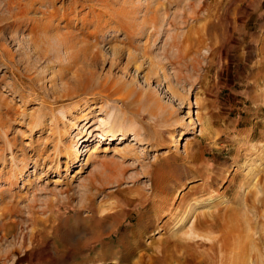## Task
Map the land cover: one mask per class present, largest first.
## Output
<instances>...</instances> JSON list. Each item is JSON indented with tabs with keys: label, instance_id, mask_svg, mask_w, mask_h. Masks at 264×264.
<instances>
[{
	"label": "rangeland",
	"instance_id": "rangeland-1",
	"mask_svg": "<svg viewBox=\"0 0 264 264\" xmlns=\"http://www.w3.org/2000/svg\"><path fill=\"white\" fill-rule=\"evenodd\" d=\"M257 177L264 0H0V264H251L264 203L225 254L181 216Z\"/></svg>",
	"mask_w": 264,
	"mask_h": 264
},
{
	"label": "bare ground",
	"instance_id": "bare-ground-1",
	"mask_svg": "<svg viewBox=\"0 0 264 264\" xmlns=\"http://www.w3.org/2000/svg\"><path fill=\"white\" fill-rule=\"evenodd\" d=\"M254 180H256V179L253 178V180L250 181L248 183V186H246V187H244L245 184L241 186V190L244 189V193L242 194V192L240 191L241 194L239 196H237V198L241 199L242 201L239 200L240 201L239 204H238V201L233 202V203H235V205L238 204V208L237 209L231 208V205L229 203V204L226 205V208L224 210L217 209V211L211 212L208 216L206 214H203V216H200V217L196 216L195 217V216H193L194 215L193 213L195 211L194 210V207H195L194 204L197 207L199 205V202H198L199 200L196 201L195 203L192 202L193 204H190L189 203L186 206V209L182 212L183 214L181 216V222H184L189 217H192V218L194 217V220L191 223V226L185 231V234H184L186 236L185 240L186 241H189V243L192 242V241H196V242H200V241L201 242L202 241H210L212 243V246L210 248L212 251H214V248L216 247V245H220L219 248H220L222 254H225V251L226 250H225L224 246H225V241L226 240L224 239V237L227 234V232L225 233L226 229L228 231V229H229V227L231 225V227H233V228H235V230H237V227L239 228V226L242 225V224L239 225V222L241 221L240 216H242V217L244 216L245 217V220L246 221L245 220L244 221L247 224H249L250 223V220H253V218H256L257 219V217H259V208H258L259 206H257V205H259L261 203L262 204L264 203V200L261 199L260 196L258 195V194H260V187H259L260 186V183L259 182L262 181V179L261 178H258L255 182H254ZM263 183H262V186H263ZM263 189H264V187H263ZM253 191H254V193H253L254 194V196H253L254 197L253 204L252 205L251 204L249 205V203H250L249 202V198L253 195V194H251ZM250 194H251V196H250ZM262 195H263V193H262ZM200 204H201V202H200ZM232 209H234V210H232ZM253 210H256V212H254ZM237 212H242V214L241 215H238L239 213H237ZM104 213L105 212H102V214H104ZM248 213H252L253 218L251 217V215L249 216ZM100 217H101L100 220H102L103 219V216H100ZM221 224H222V232H223L222 237L219 239L218 243H215L214 244V241L211 240V239H207V236L205 234H209L208 231H210L212 229L215 230ZM233 228H232V230H233ZM248 241H250V245L252 247V249H251V252L252 253H251V255H249L250 256L249 258L251 260V264H253L255 261L259 262V264H263L262 258L264 256L261 253V248H259L260 243L259 242L256 243V240L254 239V235H249L248 236ZM259 241H262V239L259 238ZM242 242L244 243V241H241V243ZM199 245L201 246V244H199ZM263 246H264V244H263ZM127 247L128 248L125 249V250L117 251L116 253H114V255L112 254L114 256V259L116 260L115 261L116 263L117 262H119V263L121 262L122 263L124 261L123 259H120V254L122 252L128 251V249H130L129 248L130 246H127ZM174 247H175V245H174ZM188 247H190V244H188ZM175 248H177V247H175ZM262 250H264V249H262ZM147 251H148V249H147ZM240 252H242L243 254H245V252H246V245L243 247L242 251H240ZM248 252L246 254H248ZM174 253H173V256H174ZM182 255H183V253H182ZM170 256H172V255H170ZM156 258L155 257H150L149 260H148L150 263H148V264H158V261L156 260ZM176 258H177L176 261H179L181 264H207V263H205L206 257L203 254H197V255L194 254L192 256L191 262L188 259L189 257L187 258V256H185V255L183 257H180L179 256V260H178V256ZM101 259L104 260V258L100 257V259H98V264L103 262V261H100ZM120 260H123V261H120ZM144 261H145L144 257L143 256H141V257L139 256L138 261L137 262H133V263L144 264ZM130 264H132V263H130ZM248 264H250V262H248Z\"/></svg>",
	"mask_w": 264,
	"mask_h": 264
}]
</instances>
